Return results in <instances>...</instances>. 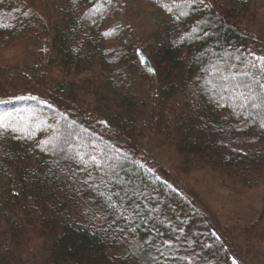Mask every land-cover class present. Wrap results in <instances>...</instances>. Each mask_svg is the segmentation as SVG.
Here are the masks:
<instances>
[{
  "label": "trees",
  "instance_id": "trees-1",
  "mask_svg": "<svg viewBox=\"0 0 264 264\" xmlns=\"http://www.w3.org/2000/svg\"><path fill=\"white\" fill-rule=\"evenodd\" d=\"M115 3L63 0L57 7L68 21L46 24L22 0L0 2V34L22 38L33 30L44 44L30 71L0 72V125L6 126H0V264H242L194 198L157 177L135 145L145 137L170 140L185 163L219 164L235 169L247 187L264 185V109L239 108L238 100L229 102L231 92H212L206 83L213 65L256 73L249 53L264 57V44L208 0H160L184 26L168 65L155 69L138 43L100 48L110 74H97L81 89L90 94L92 86L103 90L109 83L130 91L134 79L124 65L140 68L153 93L147 122L138 127L128 111L100 119L78 106L73 84L48 83L45 73L54 61L72 64L80 50L100 45ZM234 57L247 58L249 67ZM78 154L96 155L104 167L88 163L82 170ZM252 227L264 230V216Z\"/></svg>",
  "mask_w": 264,
  "mask_h": 264
},
{
  "label": "rangeland",
  "instance_id": "rangeland-1",
  "mask_svg": "<svg viewBox=\"0 0 264 264\" xmlns=\"http://www.w3.org/2000/svg\"><path fill=\"white\" fill-rule=\"evenodd\" d=\"M62 1L22 0L29 12L34 10L39 13L46 24L57 20L68 21L65 11L57 7ZM208 1L223 17L264 44V0ZM105 17L104 29L108 35L103 37L107 40L102 39L100 45L91 49L80 50L81 53L72 64L60 66L58 61H54L45 73L46 80L65 87L68 83L73 84L69 87L75 89L78 106H89L93 117L108 119L112 113L128 111L134 115L136 124L140 127L147 122L151 102L154 103L151 99V82L142 69L124 65L128 71L130 69L129 74L134 79L131 90L122 89L124 93L109 83L103 90L99 86H92L90 94L81 89L85 90L93 83L97 74H110L108 71L113 66L102 59V50L105 47L116 49L123 42L128 46H134L135 43L141 45L155 69L165 67L170 58V45L178 38L184 26L174 14L162 8L160 0H117ZM82 47L84 48L83 45ZM43 49V42L36 39L33 30L22 38L7 33L0 34V72L12 75L11 70L21 67L30 71L29 68L39 61ZM229 102L235 104L237 100L229 96ZM156 108H159L158 105ZM145 131L146 129L143 130ZM129 143L127 145L132 146L137 142ZM138 143L140 144L135 145L137 153L151 171L157 177L168 180L184 195L187 193V196L194 198L195 204L209 217L211 224L216 225L217 230L214 228V231L223 236L225 245H228L242 264H264V230L259 232L252 227L264 216L262 182L257 186L247 187L236 176L235 169L205 163L201 159L185 163V156L179 153L180 148L170 140L145 137L140 138ZM136 186L138 189L139 186ZM5 188L4 192L7 194L10 191L7 183ZM37 243L39 244L38 241Z\"/></svg>",
  "mask_w": 264,
  "mask_h": 264
},
{
  "label": "snow or ice",
  "instance_id": "snow-or-ice-1",
  "mask_svg": "<svg viewBox=\"0 0 264 264\" xmlns=\"http://www.w3.org/2000/svg\"><path fill=\"white\" fill-rule=\"evenodd\" d=\"M2 2V0H0ZM111 2V0H109ZM203 3V0H192V3ZM105 35H108L105 33ZM252 56L251 68L257 69L256 73L252 71H241L239 70V65L232 64L227 66L225 69L221 70L218 65H213L210 70L206 72V75L212 77L211 80L206 81L209 85L212 92H216L217 89L222 90L224 93L231 92L232 99L238 100L237 107L239 108H248L249 106L253 109L260 110L264 108V95L257 96L254 85H257L260 89H264V57L255 56L252 53H249ZM233 59L240 60V65H243L245 68L249 67V63H245V60H241L240 57H234ZM143 61V57H141ZM152 71V69H149ZM260 77L259 79L257 77ZM247 90V91H245ZM235 111V110H234ZM257 114H261L259 111ZM106 124V122H103ZM4 126V125H0ZM6 127V126H4ZM261 127H264V123H261ZM71 135H75L72 133ZM103 156V153H101ZM78 160L81 164V169H85V165L91 163L94 168L100 169L103 168V161L98 158L96 155H88V158L85 159V156L78 154ZM91 173H89V176ZM101 182H104V178L101 177ZM85 184H88V180H85ZM96 188H99V185H96ZM135 194V193H134ZM103 195V193H101ZM119 196V193H116ZM106 200L109 202V207L115 208L116 205L111 203L112 196L109 195L106 197ZM139 205H137V208ZM139 213L134 211L133 215H138ZM123 216V213H121ZM124 219H129V217L124 216ZM235 264V261H234Z\"/></svg>",
  "mask_w": 264,
  "mask_h": 264
}]
</instances>
